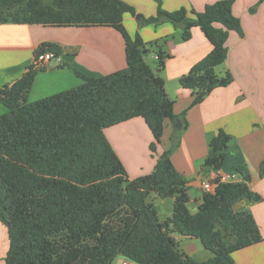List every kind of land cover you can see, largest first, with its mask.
Wrapping results in <instances>:
<instances>
[{
    "label": "trees",
    "instance_id": "16d2710c",
    "mask_svg": "<svg viewBox=\"0 0 264 264\" xmlns=\"http://www.w3.org/2000/svg\"><path fill=\"white\" fill-rule=\"evenodd\" d=\"M234 1L216 0L202 11H169L158 1L154 15H140L142 23L180 27L183 40L199 27L210 42V51L178 78L191 91L190 106L233 81L229 70L220 76L215 68L227 58L229 32L243 34L232 12ZM126 13L136 15L124 0H0V23L113 27L123 38L126 63L101 76L75 69L80 84L34 101L27 95L43 67L31 64L0 88V104L6 107L0 114V222L8 238L3 264H111L117 255L137 264H236L233 252L264 240L251 211L234 209L242 199H264L249 187L250 176L239 165L234 169L241 180L218 182L214 192H202L194 211L189 209L188 179L170 158L177 129L171 147L156 155L152 171L129 177L106 127L143 118L153 135L149 148L154 153L165 120L179 117L183 128L187 122L185 111L174 113V100L160 74L169 54L156 47L154 70L143 49L158 40L131 35L123 23ZM47 51L59 56L62 48L44 42L34 57ZM231 139L217 131L203 170L221 168ZM263 166L264 160L261 171ZM151 193L174 198L170 216L159 219L147 200ZM174 235L199 239L212 256L194 260L178 248Z\"/></svg>",
    "mask_w": 264,
    "mask_h": 264
},
{
    "label": "crops",
    "instance_id": "0c3cea01",
    "mask_svg": "<svg viewBox=\"0 0 264 264\" xmlns=\"http://www.w3.org/2000/svg\"><path fill=\"white\" fill-rule=\"evenodd\" d=\"M124 1L131 4L136 13L148 17L155 14L158 0ZM159 1L169 11L180 7L202 11L207 3L216 0ZM258 1L235 0L232 6L243 31L239 35L231 30L226 41L228 52L223 67L230 71L233 81L227 86L214 88L203 101L193 106H190L191 91L181 87L178 78L210 51L211 44L203 32L199 27H193L191 37L183 40L169 22L138 26L134 21L138 18L129 13L123 16L127 31L131 35L138 32L144 41L159 38L161 41L163 37H170L164 42V49L169 54L163 71L165 90L174 100L175 114L187 110V127L177 129L173 126L175 122L165 120L155 155L171 147L170 137L177 129L170 158L174 167L188 179L190 202H196V205L203 192L201 179L207 172L203 170V162L213 153L209 141L218 130L231 135L229 145L236 148L233 155L225 153L220 170L234 173L235 179L241 180L242 175L231 168L244 164L242 173L250 174L249 187L264 196V177L260 173L264 160V0ZM255 5V10L251 11ZM44 42L58 44L62 52L46 61L37 71L27 95L28 101L80 84L82 80L75 74V69L89 76H101L126 65L123 38L113 27L0 23V88L12 84L33 64L35 50ZM150 57L156 61V52L152 51ZM5 111L6 107L0 104V114ZM104 133L130 178L152 171L156 156H150L148 147L153 135L143 118L134 117L106 127ZM191 189L199 190L200 194H192ZM234 209H249L264 237V199H242L234 204ZM174 237L178 242L182 236ZM7 248L8 243L3 249L5 253ZM232 257L236 264H264V240L233 252ZM129 262L117 255L111 264Z\"/></svg>",
    "mask_w": 264,
    "mask_h": 264
},
{
    "label": "rangeland",
    "instance_id": "374dc122",
    "mask_svg": "<svg viewBox=\"0 0 264 264\" xmlns=\"http://www.w3.org/2000/svg\"><path fill=\"white\" fill-rule=\"evenodd\" d=\"M159 1V0H158ZM158 1H157V4H158ZM157 8V7H156ZM190 8H193V7H190ZM156 13V12H155ZM139 16L140 18V15L143 16V14L141 13H136V15H133L135 16ZM154 15V14H153ZM145 17V16H144ZM134 19L135 23H137L138 26H145V25H148L146 23H142V19ZM172 24V23H171ZM153 25V24H152ZM173 25V24H172ZM156 26V25H154ZM173 27L175 29H177L179 31V37L180 39L181 38V28L180 27H175L173 25ZM154 28V27H153ZM138 33V32H136ZM172 37V36H171ZM167 38H170V37H163L160 41V38L159 39H153V40H150V41H155V40H158L157 41V45H147V49L148 52L145 53V56H148L147 58H145V60L147 61V63L154 69L156 70V61L153 60L151 57H150V53L152 51H155L157 48L158 45L161 46V48L163 50L164 49V42L167 40ZM166 51V50H165ZM167 52V51H166ZM144 56V57H145ZM223 64H220L219 66H217L215 68L216 72L218 75L220 76H223L225 71L224 70L225 68L223 67ZM165 67V66H164ZM163 71H160V74L162 77H164L163 75ZM179 83V82H178ZM180 85V84H179ZM205 99V98H204ZM185 111V115H186V112L187 110H184ZM182 113V112H181ZM180 113V114H181ZM179 118V117H178ZM180 119V118H179ZM186 120V119H185ZM238 148V147H237ZM149 149V152H150V156L151 157H154L156 156L155 155V152L153 153L150 148L148 147ZM236 152V148H233V144H230L226 149L223 150V153H224V157H225V153H228L230 155H233L234 153ZM204 163V162H203ZM244 164L241 165V168L243 167ZM236 166V165H235ZM234 166V167H235ZM263 168V167H262ZM126 169V168H125ZM231 170H234V168H231ZM127 171V170H126ZM261 169H260V173H261ZM240 175V174H238ZM261 175L263 176L264 174L261 173ZM250 176V174H249ZM264 177V176H263ZM191 193L194 194H200L199 190H196V189H191ZM147 200L152 202L154 204V206L156 207L157 209V215L159 217V219H165L166 217L170 216L171 215V211H172V205H173V200L174 198L173 197H170V196H167V197H159L157 196L155 193H151L148 197H147ZM196 202H188V207L191 211H194L196 209ZM252 213V212H251ZM256 221V220H255ZM8 243V240H7V235H6V229L5 227L1 224L0 222V264L3 263V259H4V255H5V252L3 251V249H5L6 245ZM178 248L183 251L184 253H186L187 255H189L191 258H193L194 260L196 261H202V260H205L207 258H209L210 256H212V252L209 250V249H206L202 243L200 242L199 239L197 238H193V237H179V240H178ZM128 260V259H127ZM128 262V261H127ZM133 262V261H131Z\"/></svg>",
    "mask_w": 264,
    "mask_h": 264
},
{
    "label": "built area",
    "instance_id": "2783aa9c",
    "mask_svg": "<svg viewBox=\"0 0 264 264\" xmlns=\"http://www.w3.org/2000/svg\"><path fill=\"white\" fill-rule=\"evenodd\" d=\"M55 55L51 51L41 52L34 57L36 66L43 67L45 62L53 58ZM234 173H224L220 169H209L201 179V189L203 192H214L218 182L236 181ZM131 264V262H129Z\"/></svg>",
    "mask_w": 264,
    "mask_h": 264
},
{
    "label": "water",
    "instance_id": "95a60500",
    "mask_svg": "<svg viewBox=\"0 0 264 264\" xmlns=\"http://www.w3.org/2000/svg\"><path fill=\"white\" fill-rule=\"evenodd\" d=\"M136 18H139V16L137 15L136 16ZM146 52V50L145 49H143V53H145ZM173 126L175 127V128H177V129H180L181 128V120L179 119V118H177L176 120H175V123L173 124ZM262 174H264V166H263V168H262Z\"/></svg>",
    "mask_w": 264,
    "mask_h": 264
}]
</instances>
